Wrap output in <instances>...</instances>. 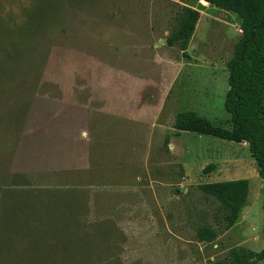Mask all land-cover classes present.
<instances>
[{
	"label": "rangeland",
	"instance_id": "374dc122",
	"mask_svg": "<svg viewBox=\"0 0 264 264\" xmlns=\"http://www.w3.org/2000/svg\"><path fill=\"white\" fill-rule=\"evenodd\" d=\"M28 2L2 0L0 12ZM183 5L201 10L186 53L166 41ZM64 26L20 139L0 156L31 182L4 189L0 264H214L234 247L264 250L248 143L174 127L190 110L233 128L224 102L240 16L202 0H94ZM232 179L250 183L237 223L199 241L219 208L201 184Z\"/></svg>",
	"mask_w": 264,
	"mask_h": 264
},
{
	"label": "trees",
	"instance_id": "16d2710c",
	"mask_svg": "<svg viewBox=\"0 0 264 264\" xmlns=\"http://www.w3.org/2000/svg\"><path fill=\"white\" fill-rule=\"evenodd\" d=\"M202 1L240 16L242 34L228 61L229 89L224 102L232 116L233 128L226 129L190 110L176 116L174 127L237 143L247 142L264 181V0ZM92 2L29 0L18 12L5 13L4 9L0 12V156L11 147L15 149L20 139L55 35L66 33L65 21L81 10L90 9ZM200 17L198 8L181 6L176 24L166 39L168 46H176L186 53ZM165 144H169V138ZM213 167L210 164L205 172ZM0 170V201L6 186L22 187L31 183L27 173L7 170L5 173L1 164ZM249 185L248 179L201 184V189L219 202V208L214 215L215 225L205 223L197 228L199 241L213 242L237 223L249 195ZM260 260H264V250L234 247L214 264H255Z\"/></svg>",
	"mask_w": 264,
	"mask_h": 264
},
{
	"label": "crops",
	"instance_id": "0c3cea01",
	"mask_svg": "<svg viewBox=\"0 0 264 264\" xmlns=\"http://www.w3.org/2000/svg\"><path fill=\"white\" fill-rule=\"evenodd\" d=\"M102 137L103 136H101L100 138H98V143H100V145H101V142H99V141H101V139H102V141H105V144L106 143L108 144L111 141L109 136H106V137H103V138Z\"/></svg>",
	"mask_w": 264,
	"mask_h": 264
}]
</instances>
